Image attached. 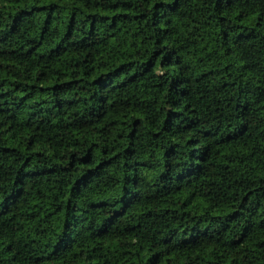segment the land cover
I'll list each match as a JSON object with an SVG mask.
<instances>
[{
  "label": "trees",
  "instance_id": "16d2710c",
  "mask_svg": "<svg viewBox=\"0 0 264 264\" xmlns=\"http://www.w3.org/2000/svg\"><path fill=\"white\" fill-rule=\"evenodd\" d=\"M0 264H264V0H0Z\"/></svg>",
  "mask_w": 264,
  "mask_h": 264
}]
</instances>
